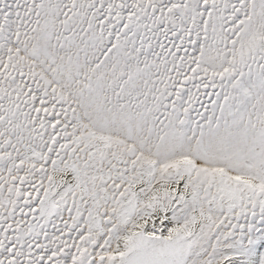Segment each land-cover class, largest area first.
Here are the masks:
<instances>
[{
	"label": "snow or ice",
	"instance_id": "6c2138e0",
	"mask_svg": "<svg viewBox=\"0 0 264 264\" xmlns=\"http://www.w3.org/2000/svg\"><path fill=\"white\" fill-rule=\"evenodd\" d=\"M0 264H264V0H0Z\"/></svg>",
	"mask_w": 264,
	"mask_h": 264
}]
</instances>
